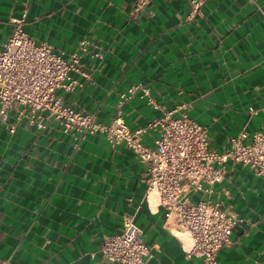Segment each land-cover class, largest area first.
<instances>
[{
    "label": "crops",
    "instance_id": "1",
    "mask_svg": "<svg viewBox=\"0 0 264 264\" xmlns=\"http://www.w3.org/2000/svg\"><path fill=\"white\" fill-rule=\"evenodd\" d=\"M134 1L0 0V48L28 8L24 28L37 41L69 52L86 37L103 53L84 55L91 79L72 72L84 84L63 93L98 120L112 121L120 94L143 82L163 109L139 94L124 101L132 129L185 105L220 151L244 127L264 132V0H207L199 12L189 0H150L133 13ZM156 137L148 129L141 139L154 146ZM146 171L130 147H113L102 133L74 149L56 123L39 131L22 121L10 133L0 121V264H100L104 236L121 231L127 215L152 246L150 264H199L163 207L145 200ZM214 189L239 218L218 263L264 264V178L229 161Z\"/></svg>",
    "mask_w": 264,
    "mask_h": 264
},
{
    "label": "built area",
    "instance_id": "2",
    "mask_svg": "<svg viewBox=\"0 0 264 264\" xmlns=\"http://www.w3.org/2000/svg\"><path fill=\"white\" fill-rule=\"evenodd\" d=\"M206 1L189 0L191 11L199 12ZM149 2L135 0L133 13ZM27 22L25 8L14 19L13 31L0 48V121L8 125L10 133L22 121L39 131L56 123L72 139L74 149L95 133L104 134L113 147L127 145L147 164L145 200L151 209L163 207L170 231L188 254L200 259L199 264H219L218 252L231 243L239 218L223 200L211 195L215 185L223 181L229 161L249 167L264 178V132L251 133L244 127L230 136L229 146L220 151L212 146L207 127L184 111L185 105L165 110L146 126L132 129L123 117L124 101L139 94L163 109L143 82L129 85L120 94L114 118L104 123L94 112L67 103L63 95L84 84L72 72L91 79V73L83 68L84 55L103 58V53L92 50L86 37L69 52L58 50L49 41H37L29 35L24 28ZM148 129L157 132L154 146L141 139ZM196 193L201 195L196 197ZM98 253L100 264H150L154 257L143 229L129 215L124 216L121 231L104 236Z\"/></svg>",
    "mask_w": 264,
    "mask_h": 264
},
{
    "label": "rangeland",
    "instance_id": "3",
    "mask_svg": "<svg viewBox=\"0 0 264 264\" xmlns=\"http://www.w3.org/2000/svg\"><path fill=\"white\" fill-rule=\"evenodd\" d=\"M200 196V193H196V197H199Z\"/></svg>",
    "mask_w": 264,
    "mask_h": 264
}]
</instances>
